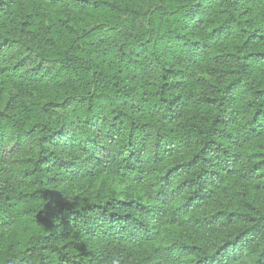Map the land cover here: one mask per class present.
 Masks as SVG:
<instances>
[{
    "label": "trees",
    "instance_id": "trees-1",
    "mask_svg": "<svg viewBox=\"0 0 264 264\" xmlns=\"http://www.w3.org/2000/svg\"><path fill=\"white\" fill-rule=\"evenodd\" d=\"M0 264H264V0H0Z\"/></svg>",
    "mask_w": 264,
    "mask_h": 264
}]
</instances>
